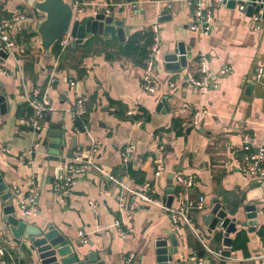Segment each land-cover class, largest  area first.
<instances>
[{"label":"crops","instance_id":"0c3cea01","mask_svg":"<svg viewBox=\"0 0 264 264\" xmlns=\"http://www.w3.org/2000/svg\"><path fill=\"white\" fill-rule=\"evenodd\" d=\"M31 1L0 0V16H22L8 30L15 42L13 55L0 58V83L12 104L0 113V171L8 186L21 192L18 200L37 188L28 223L54 227L83 253L99 254L105 264H123L130 254L135 256L131 264H154V241L172 232L179 242L175 258L182 264H258L264 256V184L257 189L253 177L235 169L234 159L243 153L244 135L254 145L264 144V86L251 83L254 89L247 93L249 83L243 79L247 75L251 80L253 69L264 67V22L254 30L246 14L203 0L202 7L213 9L211 31L204 34L201 27L189 28L188 12L158 23L161 8L170 0H142V9L124 0H65L82 4L77 13L104 9L124 19L128 35L123 42L114 36L87 35L74 46L69 37L64 51L57 44L44 54L34 31L43 15ZM155 38V91L146 93L142 78ZM181 40L192 60L180 74H172L161 57ZM200 55L215 85L206 90L191 88L186 81L199 78ZM223 68L230 69L225 76L220 75ZM43 94L49 99L46 131H34L20 120L32 115V100ZM77 97L84 99L87 115L74 120L71 109ZM165 98L169 110L156 111ZM57 125L66 128L63 152L46 145L52 141L48 133L60 131ZM92 144L98 151L89 170L67 195L54 193L63 176L62 164L75 151L87 153ZM127 144L132 150L125 166L122 152ZM180 165V172H175ZM160 166L163 170L156 177ZM171 175L174 188L178 175H191L196 184L185 192L176 187L167 207L163 199ZM145 183L150 185L151 201H137L131 211H120L119 204L128 207ZM247 192L257 202L258 224L252 233L244 229L239 241L230 235L235 240L231 248L222 249L230 251L225 258L215 253L220 242L204 225V216L215 200L233 217L231 212L245 204ZM199 197L204 198L203 208L188 210L174 225L170 211L194 204ZM8 204L0 202V264H27L2 221V208Z\"/></svg>","mask_w":264,"mask_h":264},{"label":"water","instance_id":"95a60500","mask_svg":"<svg viewBox=\"0 0 264 264\" xmlns=\"http://www.w3.org/2000/svg\"><path fill=\"white\" fill-rule=\"evenodd\" d=\"M124 1L133 5L136 9H142V5L139 3L142 0ZM187 1L170 0L168 5L161 8L157 22L169 21L172 18L171 14L178 16L182 12H188L190 19H192L199 0H190L192 1L191 4H188ZM30 5L43 15V19L36 23L34 31L38 35L39 47L44 54H49L57 42L65 35L73 39V46L81 44L87 35L114 36L120 42H123L128 35V29L124 27L125 20L117 19L114 14L104 9H93L92 13H88V10L92 9L90 8L77 13L73 9V5L65 0H33ZM222 6L233 10L235 9V1H226ZM254 13L259 14L261 21L264 22V0H255V3L248 6L245 10V14L248 17H251ZM0 58L3 60L8 58V55L1 49ZM191 60L192 53L190 48L186 47L182 40L176 42L173 48L169 46L161 57L164 69L172 74H180L181 70L185 69ZM187 78L186 81H189V77ZM253 89L254 85L251 83L246 86L247 93L252 92ZM11 105L10 98L5 93L3 84L0 83V113L4 114L10 109ZM163 109L169 110L166 98L160 100L156 111L163 112ZM55 128L60 131L49 132L47 136L52 141L46 142V145L50 149L63 152L66 146L64 142L66 128L60 125ZM180 167L181 165L178 166L175 172H180ZM172 177L173 175L169 176V187L166 190L167 196L163 199L167 207L172 203V194L175 189L170 186ZM3 179L0 171V202L2 204L9 203L2 208V221L7 225V232L10 233L12 239L17 243L18 249H21V257L27 259V264H105L100 260L99 254L93 252L83 253L80 247L73 246L54 227L42 228L28 223L29 217H25L18 208L17 195L12 193V188ZM256 185L258 186L257 189H261V185ZM255 203L257 202L252 201L247 192L245 204L240 209H235L231 212L233 217H230V212L225 206L221 205L219 201H212L209 213L204 216L203 221L209 233L212 234L214 241L220 242V245L214 248L216 254L220 252L221 256L229 258L230 251H222V249L231 248L235 239L239 241L245 234L244 229L248 233L255 231L259 212V208L256 207ZM238 228L240 230H237ZM233 234L236 235L234 240L230 238V235ZM178 245L179 242L175 232L164 238H157L153 243L154 264H182L181 259L175 258L178 252Z\"/></svg>","mask_w":264,"mask_h":264},{"label":"built area","instance_id":"2783aa9c","mask_svg":"<svg viewBox=\"0 0 264 264\" xmlns=\"http://www.w3.org/2000/svg\"><path fill=\"white\" fill-rule=\"evenodd\" d=\"M229 0H213L216 6L220 7L224 4V2ZM235 1V9L242 15L245 14V10L248 6L255 3V0H234ZM188 4H191L192 1L188 0ZM202 0H199L196 4L193 17L190 21L189 28L191 30H195L198 27H201L204 34H208L211 31V21L213 10L210 8L202 7ZM82 4L79 2H75L73 4V9L80 7ZM22 19L20 14H16L10 17L0 16V49L3 50L8 56L13 55V50L15 47L14 40L10 37L8 30L11 28L14 22H17ZM261 22L259 14H253L251 16V28L254 30L258 29L257 24ZM156 30V27H153ZM61 51H64L69 44V36H63L57 42ZM159 48V39L155 38L153 44L149 49V55L147 61L145 63V73L142 78L141 88L146 93H154L155 91V79L153 76V71L155 64L157 63L156 52ZM205 57L200 55L198 58V73L199 78L196 80H190L187 82L190 84L191 88L203 89L206 90L209 86L215 87V85L210 82V73L206 68ZM229 68H223L220 71V75H227L229 73ZM252 79L249 80V77L246 75L243 77L244 81L248 83H257V85L264 86V67L257 66L252 71ZM53 82V80H51ZM70 88H73L74 83H69ZM175 84H170V87H174ZM49 107V99L46 94L41 95L40 97L32 100V108L33 113L30 117L21 118L20 122L22 125L29 126L34 131H46L44 127L43 121L45 118V114ZM112 111V109H110ZM131 113L129 112L128 115ZM87 115V109L85 106V101L81 97H77L73 103L71 109V117L76 120L80 117H85ZM79 129L76 128V131ZM132 150V145L127 144L125 149L122 152V162L126 166L129 160L130 152ZM243 153L241 156H238L234 159L235 169L241 173L251 176L255 179L258 185L264 184V144L254 145L251 142V139L248 135L243 136ZM97 146L92 144L87 153H82L79 151L73 152L66 161L62 164L61 169L63 171V176L59 182H57L53 188V192L56 194L67 195L70 191V188L78 181L80 177H82L92 166L93 159L97 154ZM163 167L160 166L155 173V176L158 177L162 172ZM177 175V174H176ZM175 188H179L181 192H185V190L193 188L196 184V180L193 176H175L174 177ZM34 177H31L30 183L33 185ZM37 188L35 187L30 194L23 195L18 200V208L20 212L25 216H32V208L36 202L38 197V193L36 192ZM150 185L145 183L141 189L134 193V195L129 200L128 207L124 202L119 204L120 211L129 209L130 211L133 209L134 205L137 204V201H151L150 196ZM12 193L15 195H20V191L13 187L11 189ZM89 205L94 207L93 202H89ZM204 206V198L199 197L197 201L193 203L184 204L178 210L170 211V217L174 225H177L180 219H184L187 215L188 210H201ZM119 222H115L114 226H119ZM84 236V234H81ZM124 237V236H123ZM134 254H130L123 264H131L134 260ZM189 264V263H187ZM201 264V263H200ZM258 264H264V256L259 258Z\"/></svg>","mask_w":264,"mask_h":264},{"label":"trees","instance_id":"16d2710c","mask_svg":"<svg viewBox=\"0 0 264 264\" xmlns=\"http://www.w3.org/2000/svg\"><path fill=\"white\" fill-rule=\"evenodd\" d=\"M56 45H57V44H56ZM56 45L52 48V50L56 48Z\"/></svg>","mask_w":264,"mask_h":264}]
</instances>
